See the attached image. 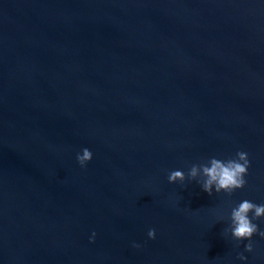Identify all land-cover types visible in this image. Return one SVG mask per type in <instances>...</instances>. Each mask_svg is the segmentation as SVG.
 I'll use <instances>...</instances> for the list:
<instances>
[{
  "label": "water",
  "instance_id": "obj_1",
  "mask_svg": "<svg viewBox=\"0 0 264 264\" xmlns=\"http://www.w3.org/2000/svg\"><path fill=\"white\" fill-rule=\"evenodd\" d=\"M238 151L242 189L188 178ZM245 199L264 47L241 0H0V264H264V238L231 235Z\"/></svg>",
  "mask_w": 264,
  "mask_h": 264
},
{
  "label": "clouds",
  "instance_id": "obj_2",
  "mask_svg": "<svg viewBox=\"0 0 264 264\" xmlns=\"http://www.w3.org/2000/svg\"><path fill=\"white\" fill-rule=\"evenodd\" d=\"M91 158L90 150L83 149L82 154H78L76 160L81 167H84ZM249 166L250 161L248 159V153L245 151H238L234 158L221 160L213 157L210 158L205 165H192L188 171V178L195 179L199 172L205 177L201 186L205 193L212 195L213 185H215V191L217 193L224 191L231 194L233 191L242 189L245 186L246 181L244 177L247 175ZM177 181L180 183L185 181V174L181 170L171 171L168 175L169 184L176 183ZM250 213L252 214L251 217L249 216ZM262 217H264V203L256 204L247 199L242 200L231 210V235L236 241H249L244 245L245 252H251L253 250L251 238L254 235L258 234L261 238H264V231H260L258 225L253 222ZM94 235L95 234H93V236ZM147 236L150 240L154 239L155 229H149ZM133 247H138V245L134 244ZM238 258L240 260L245 259L242 254H240Z\"/></svg>",
  "mask_w": 264,
  "mask_h": 264
}]
</instances>
